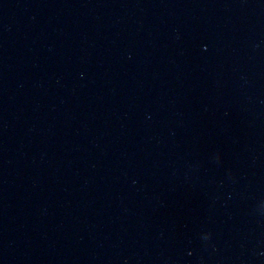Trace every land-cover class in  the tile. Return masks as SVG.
Masks as SVG:
<instances>
[{
	"label": "water",
	"instance_id": "obj_1",
	"mask_svg": "<svg viewBox=\"0 0 264 264\" xmlns=\"http://www.w3.org/2000/svg\"><path fill=\"white\" fill-rule=\"evenodd\" d=\"M0 264H264V0H0Z\"/></svg>",
	"mask_w": 264,
	"mask_h": 264
}]
</instances>
